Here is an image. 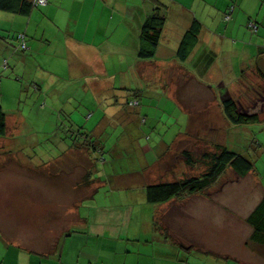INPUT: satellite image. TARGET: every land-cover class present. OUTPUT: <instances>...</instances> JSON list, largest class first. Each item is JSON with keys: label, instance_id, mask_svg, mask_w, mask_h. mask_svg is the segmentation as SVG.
<instances>
[{"label": "crops", "instance_id": "1", "mask_svg": "<svg viewBox=\"0 0 264 264\" xmlns=\"http://www.w3.org/2000/svg\"><path fill=\"white\" fill-rule=\"evenodd\" d=\"M161 1L168 6V23L156 61L139 60L137 57L141 26L154 7L149 0H48L46 6L35 7L27 16L0 10L1 69L10 70L16 80L21 81V89L24 81L30 80L31 85H34L33 96L36 94V100L41 101L42 111L48 107L53 108L47 114L39 112L37 115L43 123L40 125L44 134L53 125L50 144L51 148L57 150V154L52 161L44 163L43 166L50 165L47 173L56 177L64 169L68 159L74 161L75 171L78 168L77 156L85 155L80 164L85 174L79 183L73 184L74 197L64 193L63 199L59 187L58 193L50 196L45 195L44 188L42 197L39 196L40 192H37V196L29 194L27 188L41 179L45 172L33 174L39 172V169L23 156L21 150L14 152L11 149L13 141H0V264H189L187 250L191 242L174 234L165 221H172L173 215L179 213L182 216L190 215L191 211H186L185 208H189L192 199L198 203L204 196L198 193L153 205L147 202L145 188L148 184L184 178V174H187L184 171H181L183 177L181 175L179 178L175 174L180 164L184 169L189 168L181 151L186 149L184 143L192 136L189 131L192 114L188 109L191 104H187L179 94L176 81L181 78L178 72L188 79H194L196 72L200 73L207 68L206 74L215 82L218 71L221 70L217 65L221 49L220 28L223 24L228 29L232 23L234 24L230 28L237 27L238 24L241 26L242 21L235 19L225 22L224 17L228 15L226 13L231 10L230 7L223 8L229 4L231 6L228 1ZM249 1L255 8L263 4L262 0ZM235 6V10H238H234L235 17L246 14L245 0H236ZM194 19H199L203 24L199 46L193 56L182 63L177 59V48ZM19 34L25 37L26 51H15L20 44L17 39ZM165 44H169L172 50H167ZM246 47H240L238 57L241 59L239 66L244 70L243 79L245 77L247 81V76H254L256 73L260 79L255 84H260L263 90L264 47L260 46L258 53L250 56L245 54ZM132 60L137 61V67L132 66ZM249 62L251 66L254 65V69ZM133 68H137L134 70L137 79L146 75L156 79L159 91L148 90L150 99H145L140 85L133 86L125 81L124 72ZM175 72L178 75H174ZM171 76L174 84L170 82ZM118 78L121 79L120 82ZM138 83L137 80L136 84ZM163 87H171L169 95L176 94L181 102L175 96L177 104L171 102ZM234 87L236 86L232 88ZM199 88L207 90L213 96L209 100L210 108L216 105L222 110L221 96L217 97L213 89L204 87L202 83ZM131 91L139 94L137 99L141 105L138 108L128 106L133 98L130 96ZM152 96L166 99L154 105ZM262 97L264 98V94ZM0 101L3 106V94ZM81 108L85 109L84 113ZM168 108L171 109L169 115L174 117V125L165 130L155 124L160 123L161 113ZM152 110L157 113L155 116L151 115ZM180 112L185 113L184 122L187 123L183 132L178 128L183 116ZM76 113L82 116V123H95L94 126L89 124L80 128L92 132L99 141L109 135L107 130L117 132L111 141L112 154H108L107 162L112 157L111 160H115L113 164L117 166L124 156L136 155L142 163L140 167L143 173L136 168H115L113 176L99 171L100 179L87 187L86 176H92V171L98 172L94 168L90 170L91 163L87 160V154L92 152L70 145L68 137L77 133L78 125H73V129L69 126L67 129L64 123L61 125L62 118L69 120V123H79V118L71 120ZM23 116L21 113L17 116L13 122L14 127L25 125L27 120ZM223 116L220 112L217 117ZM200 119L202 122L205 120L204 116H200ZM133 125L143 130L147 128L144 133L148 132L151 135L149 140L154 141L151 144L141 143L142 139L134 133ZM67 132H70L69 135ZM16 154L18 159L10 158ZM13 186L19 189L15 194L13 191L8 193V189ZM122 186L141 188L142 197L138 195L139 198L134 199L123 194L95 195L100 189L110 187L115 190ZM32 188L37 190L38 184ZM76 189L81 193H88H84L83 199L77 201ZM46 203L70 205L65 212L60 205H55L50 210L51 213H57V216H53L54 214L49 215L47 212L49 208ZM63 212L68 219L73 217L77 220L79 215L80 224L69 222L67 227L60 228L58 232L53 229L47 231L49 228L46 220L62 218L60 213ZM192 214L195 215V211ZM217 215L220 217V212ZM224 225L226 226L225 223ZM198 244L203 248L211 247H205L204 242ZM207 253L211 254V251Z\"/></svg>", "mask_w": 264, "mask_h": 264}, {"label": "rangeland", "instance_id": "2", "mask_svg": "<svg viewBox=\"0 0 264 264\" xmlns=\"http://www.w3.org/2000/svg\"><path fill=\"white\" fill-rule=\"evenodd\" d=\"M224 1L230 2L231 6L229 4L223 6V8L230 7L229 9L233 11L236 9V0H222V2ZM262 3L263 4L259 5L258 8H255L254 4L249 0H245L247 6V11H245L246 14H239L238 17H235V12L238 11L235 10L228 18L224 17L225 22L235 19L242 22L241 26L238 24L237 27L230 28L234 24L232 23L228 29L227 25L225 26L223 24L220 28L221 49L218 53L220 58L217 65L221 70L218 71L217 80L215 82H212L213 80H210L211 77L206 74L207 68L200 73L196 72V75L193 77L194 79H188L187 76L178 72L181 78L176 81L177 85H179V94L187 104H191L188 106V109L189 113L192 114L191 127L189 128L192 136L184 143V146H186L197 159H200L205 152L215 151L216 146L221 144L229 147L232 151L245 155L254 163V170L245 177H239L231 168H228L213 186L199 194L200 196H204L201 197L202 199L199 201H202L201 204L199 202L197 203L196 200H191L189 204L190 209L185 208L186 211H191L190 215L186 214L182 216V213H179L175 216L173 215L172 221L166 219L167 221H165V224L170 226L174 234L182 236L183 238L185 237L191 242L188 246L189 250H187V260L189 264H264V246L251 241L250 236L252 229L246 221L248 215L264 197V100H262L264 99L262 97L264 89H261L260 84H255V82L258 83L260 79L256 73L254 76L253 74L247 76V81L245 77L243 79L244 70L239 66L241 59H238L240 56V47L247 46L245 54L249 56L250 54L258 53V48L260 46L264 47V0H262ZM226 29L228 30L227 32L225 31ZM166 46L167 50H172L169 44ZM158 62L159 60H157V63ZM167 63L168 62H165V64ZM131 64L133 67H137V61L132 60ZM162 67L164 68L163 65ZM250 67L254 69V65L251 66L250 64ZM136 69L137 68H133L130 69V71L124 72L125 74H123V76L126 77L124 79L133 86L140 85L141 91L145 93V99H150V95L147 93L148 90L159 91L156 79L150 78L148 75L137 79L134 73ZM151 71L157 73L155 69ZM173 74L178 75L177 72ZM172 79L173 77L171 76V83H173ZM117 80L120 82L121 79L118 78ZM137 80L139 81L138 84H136ZM29 81H24L23 88L21 89V81L19 82L16 80V76H14L10 70L1 69L0 67V93L3 94V97L5 96V104H2V107L9 116L8 134L6 137L0 138V141L2 143H4L5 139H9L10 142L13 141V147L11 149H13L14 152L21 150L20 152L23 153V156L33 163V166H37L39 169V172H33V174H40L41 171L45 172L42 177L44 178L43 180L42 178L36 180L32 186L27 188L29 194L34 193L37 196V192H40L39 196L44 197L45 188V195L50 196L53 193L57 194L59 187L63 199L64 193L74 197L75 192L73 190V184L79 183L85 174V170L82 169L83 167L80 165L83 163L85 155L80 154L77 156L78 168H76L75 171V165H73L75 164L74 161L68 159V161L65 162L66 165L64 169L62 168L59 175L54 177L47 173L49 171L47 169H50V165L43 166L45 165L44 163L52 161L57 154V150L51 148L50 144V132L52 133L53 131V125L50 126L48 133L44 134L41 129L43 123L37 115L39 112H45L47 114V112H50V109L53 108L48 107L44 111L41 110L42 103L36 100V94L33 96L34 91L32 88H34V85H31ZM200 83H202L204 87L208 86L213 89L217 97L221 96V100L231 96L237 101L241 112L251 114L257 113L260 121L257 122L254 120L253 122L244 123L236 127L230 124L224 116L223 118L217 117L220 116L222 110L216 105H213L214 108H210L208 104H210L209 100L213 99V96L208 93L207 90H200ZM234 85L236 87L232 88ZM162 89L166 91L165 95L171 99H169L171 102L177 104L176 99L181 102V99H179L176 94L169 95L171 87H163ZM152 97L154 99V105L166 99L165 96L164 99L159 96ZM185 107L187 108L186 104ZM16 108L18 109L16 110ZM80 110L83 113L85 111L84 108ZM146 111L149 110L146 109ZM169 111H171L170 108L164 113H161L160 123L155 124V126L160 128L164 127L166 130L174 125V117L172 118V116L169 115ZM20 113L24 115L23 118H26L27 121L25 125L22 124L19 128L17 126L14 127L15 123L13 124V122H15V119ZM156 114L157 113L152 110L151 115L155 116ZM184 114V112H180V115H183L181 116L182 123H178V128L182 132L185 130V125L187 124L184 122ZM200 116H204L205 120L203 122ZM66 118L68 119V117ZM77 118L81 120L82 116L76 113L71 120L75 121ZM82 121L84 120H81L79 123H69V120L67 121L62 118L61 125L64 123L65 126H69L70 128L75 124L76 126L78 125L79 128L82 127V125H95V123L91 122L84 124ZM135 125H133V127H135V130H133L134 133H136L139 138H143V133L147 128L143 130L140 129V127L136 128V126L139 125ZM69 127L67 129H69ZM213 127L216 129H212ZM68 133L70 132H67V134ZM107 134L109 135L103 137L102 141L107 145L106 151H108V154H112L111 141L117 132L109 129L107 130ZM28 136L30 137L28 138ZM153 141L154 140L148 141V144H151ZM141 143H143V141ZM0 157H2V155H0ZM87 157L88 159H86L91 163L90 170L93 168L95 171L98 170V172L95 173L98 179L99 176H101L99 171H103L108 175L111 173L110 175H112L116 171L115 168L118 170H132V168H136L137 171L139 170L140 173H143L140 167L142 163L138 160V156L136 155L131 157L124 156L118 162L117 166L113 164L115 160H111L113 159L112 157L109 158L110 162L107 163L96 161L92 153L87 154ZM10 158L18 159L17 154L16 156L12 155ZM89 165L88 168H90ZM205 170L206 166L200 161L196 167L188 169H184V166L180 164L178 169L175 170V174L180 178L181 175L183 177L181 171L187 173L184 174V177H186L190 175H199ZM164 173L171 179V175L168 174L167 171H164ZM12 178L14 179L15 177L13 176ZM137 178L140 177L138 176ZM171 180H173V178ZM37 184V190L32 188L37 186ZM126 184H128V182H126ZM109 188L100 189L95 195L119 196L123 194L134 199L139 198L138 195L142 197V192L140 193L141 188L135 186H122L115 190ZM18 189L19 188L13 186L8 189V193H12L11 191H13V194H15ZM76 190L75 200L77 201L83 199L84 193H88H81L79 189ZM88 190L91 191V189ZM55 205H60L61 210L65 212L70 204L46 203V207L49 208V210H47L49 215L54 214L53 216H57L56 212H50ZM77 206H79V203ZM192 211H195V215L192 214ZM64 212L60 213L62 214V218L55 217L46 220L47 227L49 228L47 231L53 229L55 232H58L60 228L63 229L67 227L69 222H73L75 225L80 224L81 220L79 219V215H77V220L73 217L68 219L64 215ZM217 212H220V217H218ZM41 223L42 222H40V224ZM199 242H204L205 247L207 245L211 247L209 249L203 248L198 244ZM193 244L196 246L192 247ZM213 247L215 248L214 250ZM209 250L211 254L207 253Z\"/></svg>", "mask_w": 264, "mask_h": 264}, {"label": "trees", "instance_id": "3", "mask_svg": "<svg viewBox=\"0 0 264 264\" xmlns=\"http://www.w3.org/2000/svg\"><path fill=\"white\" fill-rule=\"evenodd\" d=\"M149 1L153 3L154 7L141 26L137 52L138 59L145 61L156 59L168 23V6L161 0ZM37 6L42 5H37L36 0H0V10L24 16L30 15ZM228 12L226 15L231 16L230 14L234 11L230 10ZM202 29V22L199 19H194L190 27L185 31L176 52L177 59L180 62L185 63L193 56L199 46ZM19 35L17 39L20 42ZM15 49V51L27 50V48H21V43ZM130 96L134 99L132 98L128 102V106L132 108L140 107L141 102L137 99L139 97L138 92L131 91ZM221 106L224 117L236 127L254 120L260 121L257 113L241 112L237 101L231 96L221 100ZM7 119L8 113L0 105V138H4L8 134ZM143 121L145 123V119ZM76 132L68 137V140L71 141V146L86 148L94 154L96 161L107 162L108 151L104 148L103 139L99 141L92 132H86L83 128H79ZM149 136L151 137L148 132L144 133V137L141 138L143 143L150 141ZM181 156L189 168L196 167L202 161L206 166V170L199 175H190L178 180L148 184L145 188L148 203L153 205L164 204L175 198L202 193L213 186L228 168H231L239 177H245L254 170V163L248 157L221 144L216 146L215 151L205 152L200 159H197L187 147L181 151ZM95 173L92 171V176H86L87 187H90L91 184L94 185L97 181L98 177H95ZM246 221L252 229L251 241L264 246V197L248 215Z\"/></svg>", "mask_w": 264, "mask_h": 264}, {"label": "built area", "instance_id": "4", "mask_svg": "<svg viewBox=\"0 0 264 264\" xmlns=\"http://www.w3.org/2000/svg\"><path fill=\"white\" fill-rule=\"evenodd\" d=\"M36 4L37 5H46L47 4V0H36ZM229 16H227L226 18H228ZM19 38L21 39L20 43H21V48L22 49H26L27 48V44L25 43L24 41V35L23 34H20L19 35ZM137 104V103H135Z\"/></svg>", "mask_w": 264, "mask_h": 264}]
</instances>
